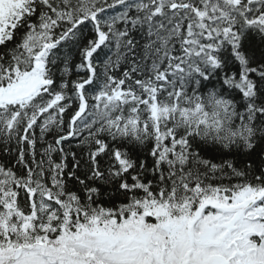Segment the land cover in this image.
<instances>
[{"label": "snow or ice", "instance_id": "1", "mask_svg": "<svg viewBox=\"0 0 264 264\" xmlns=\"http://www.w3.org/2000/svg\"><path fill=\"white\" fill-rule=\"evenodd\" d=\"M0 264H264V0H0Z\"/></svg>", "mask_w": 264, "mask_h": 264}]
</instances>
